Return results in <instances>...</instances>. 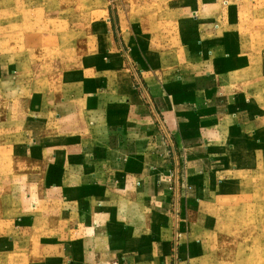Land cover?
Wrapping results in <instances>:
<instances>
[{
	"label": "crops",
	"instance_id": "crops-1",
	"mask_svg": "<svg viewBox=\"0 0 264 264\" xmlns=\"http://www.w3.org/2000/svg\"><path fill=\"white\" fill-rule=\"evenodd\" d=\"M160 3L147 33L141 21L140 48L132 54L184 165L181 209L188 227L171 213L164 179L176 161L159 143L150 112L129 91L127 78L119 83L112 73L101 90L92 77L56 86L47 78L28 90L22 55L0 53V117L5 105L14 106V120L19 117L8 144L0 118V147L25 164L21 177L28 180L29 205L7 224L15 253L47 264H105L120 257L130 264H176L173 247L182 227L189 228L184 248L195 259L212 240L206 229L211 218L199 224L197 213L216 209L231 191L225 184L236 178L229 183L234 187L242 171L235 156L255 124L256 98L229 88L231 73L246 65L235 30L249 3ZM234 129L240 134L230 143L225 134ZM48 227L55 235L41 234Z\"/></svg>",
	"mask_w": 264,
	"mask_h": 264
},
{
	"label": "rangeland",
	"instance_id": "rangeland-1",
	"mask_svg": "<svg viewBox=\"0 0 264 264\" xmlns=\"http://www.w3.org/2000/svg\"><path fill=\"white\" fill-rule=\"evenodd\" d=\"M246 1L249 6L235 30L246 65L231 73L229 88L256 98L254 129L244 135L245 143L235 156L237 168L242 171L237 173L234 187L229 183L236 178L225 184L231 191L216 201V209L204 208L197 213L199 224H209L205 220L211 218L206 229L213 238L204 244V255L195 259L194 252L188 246L184 248L183 235L189 228L182 227V235L178 233L173 247L176 264H264V0ZM161 7L160 0H0V53L22 55L28 90L34 81L46 82L47 78L53 79L56 86L77 76L92 77L99 90L104 89L112 73L120 76L119 83L127 78L129 91L150 112L159 143L176 161L164 179L171 192V213L188 227V214L181 209L187 188L184 165L179 161L164 111L155 106L145 82V69L134 57L136 52L132 54L134 47L140 48L142 39L136 32L141 21V29L147 33L148 18L154 17ZM114 34L119 39L116 43ZM5 107L0 118L6 130L1 134L6 135L8 144L13 123L19 117L14 120V106ZM238 134L234 129L225 135L233 143ZM12 158L0 147V264H47L42 259L31 260L15 253L8 244L12 233L7 224L13 223L12 219L29 205L28 180L21 177L26 172L25 164H16ZM40 232L44 236L55 235L52 227ZM198 251H202L200 246ZM105 264L130 263L120 257Z\"/></svg>",
	"mask_w": 264,
	"mask_h": 264
}]
</instances>
